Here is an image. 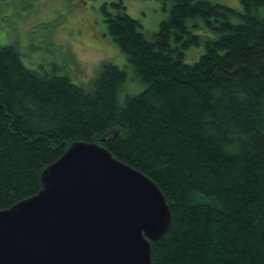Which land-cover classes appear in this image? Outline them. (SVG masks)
<instances>
[{
	"label": "trees",
	"instance_id": "1",
	"mask_svg": "<svg viewBox=\"0 0 264 264\" xmlns=\"http://www.w3.org/2000/svg\"><path fill=\"white\" fill-rule=\"evenodd\" d=\"M169 1L150 35L123 0L101 6L105 34L144 86L122 103L127 72L113 63L85 90L0 44V210L36 194L70 144L92 142L149 176L170 207L151 264H264V0H239L242 12ZM192 18L215 36L193 32Z\"/></svg>",
	"mask_w": 264,
	"mask_h": 264
},
{
	"label": "water",
	"instance_id": "2",
	"mask_svg": "<svg viewBox=\"0 0 264 264\" xmlns=\"http://www.w3.org/2000/svg\"><path fill=\"white\" fill-rule=\"evenodd\" d=\"M41 189L0 210V264H151L171 223L158 185L99 144L76 141Z\"/></svg>",
	"mask_w": 264,
	"mask_h": 264
},
{
	"label": "rangeland",
	"instance_id": "3",
	"mask_svg": "<svg viewBox=\"0 0 264 264\" xmlns=\"http://www.w3.org/2000/svg\"><path fill=\"white\" fill-rule=\"evenodd\" d=\"M111 1L117 0H0V44L14 43L28 67H55L85 90L92 89L103 62L113 63L127 72L124 83H129L118 94L122 103L144 86L133 78L126 54L105 34L101 6ZM210 1L243 11L239 0ZM123 4L147 35L158 29L171 6L169 0H123ZM256 13L264 16V6ZM187 25L195 33L213 35L200 18L188 19ZM203 52V45L193 46L184 51L183 60L191 64Z\"/></svg>",
	"mask_w": 264,
	"mask_h": 264
}]
</instances>
